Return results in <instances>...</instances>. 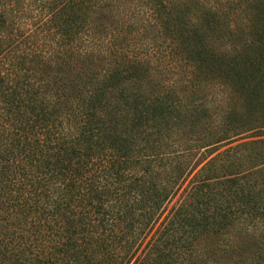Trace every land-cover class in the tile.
Masks as SVG:
<instances>
[{"label":"trees","instance_id":"1","mask_svg":"<svg viewBox=\"0 0 264 264\" xmlns=\"http://www.w3.org/2000/svg\"><path fill=\"white\" fill-rule=\"evenodd\" d=\"M234 252L264 264V0H0V264Z\"/></svg>","mask_w":264,"mask_h":264},{"label":"rangeland","instance_id":"2","mask_svg":"<svg viewBox=\"0 0 264 264\" xmlns=\"http://www.w3.org/2000/svg\"><path fill=\"white\" fill-rule=\"evenodd\" d=\"M254 247V246H253ZM235 253H232L231 256L226 260L224 264H254L255 257L253 256H235ZM225 258H223L224 260Z\"/></svg>","mask_w":264,"mask_h":264}]
</instances>
